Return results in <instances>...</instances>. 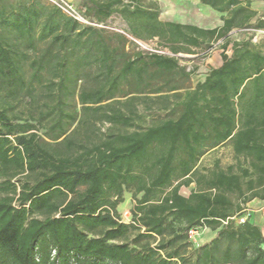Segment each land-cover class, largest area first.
Listing matches in <instances>:
<instances>
[{
	"label": "trees",
	"instance_id": "trees-1",
	"mask_svg": "<svg viewBox=\"0 0 264 264\" xmlns=\"http://www.w3.org/2000/svg\"><path fill=\"white\" fill-rule=\"evenodd\" d=\"M198 1L221 25L161 20L157 1L76 6L164 55L49 1L0 0V264H264L259 227L234 219L264 198V18L249 0ZM218 40L221 64L186 86L178 54ZM141 102L166 112L143 125ZM224 145L232 162L201 163ZM203 228L213 236L193 244Z\"/></svg>",
	"mask_w": 264,
	"mask_h": 264
},
{
	"label": "rangeland",
	"instance_id": "rangeland-1",
	"mask_svg": "<svg viewBox=\"0 0 264 264\" xmlns=\"http://www.w3.org/2000/svg\"><path fill=\"white\" fill-rule=\"evenodd\" d=\"M48 2L47 0H45ZM73 3L71 0H67ZM143 4H147L149 1H157L159 5V18L161 20L177 21L181 23H190L199 27L210 28L221 25L220 13L210 9L209 7L202 5L198 0H141ZM50 3V2H48ZM75 5V4H74ZM109 24L117 29H127L125 22L117 15L112 16L109 19ZM113 33V31H112ZM109 32V34H112ZM116 33V32H114ZM230 38L236 39L239 37L238 30L233 29L230 33ZM254 42L264 52V34L256 33L254 36ZM156 42V43H155ZM152 44H156L161 51L166 55H170V51L166 46L161 44L158 39H154ZM221 41H214L212 46L206 50H194L191 54L180 53L179 64L186 67L192 74L190 80L186 86L192 87L194 84L202 80L205 74L210 68L217 67L221 64L220 58V47ZM126 49L130 53L137 51L133 45L126 43ZM227 53H230L228 48ZM147 54V53H143ZM153 97V95H151ZM149 107L146 108L143 102L139 103L138 109L144 115L143 125H148L157 115H163L166 111L159 110L157 104L149 102ZM105 127H103L104 129ZM218 158L222 165H226L232 162V152L229 145H224L216 150L211 151L203 157L201 163L203 165H211L212 161ZM192 187V186H191ZM180 192L183 195H187L189 192L188 187H182ZM132 206V200L129 193L124 194V201L119 204L118 211L120 212L123 219L127 220L130 216L129 209ZM213 234L208 228L199 230L196 235V244L203 243L210 238Z\"/></svg>",
	"mask_w": 264,
	"mask_h": 264
},
{
	"label": "built area",
	"instance_id": "built-area-1",
	"mask_svg": "<svg viewBox=\"0 0 264 264\" xmlns=\"http://www.w3.org/2000/svg\"><path fill=\"white\" fill-rule=\"evenodd\" d=\"M51 4L57 6L58 8L61 9V11H63L66 15H68L69 17L73 18L74 20L78 21L81 24L84 25H91V26H95L98 28H102V29H106V30H110L116 33H120L123 36L126 37L128 43H130L131 45H133L135 47V49L137 51H141V52H145V53H157V54H164L163 51H161L160 49H158L159 47L156 44H152L153 40H141L138 39L134 36H132L127 29H117L115 27L110 26L109 24V20L105 23H98L95 21H91L89 20L87 17H85L84 15H82L80 13V11L77 9V7L67 1V0H48ZM256 33H261L264 34V30H258ZM253 40H255V37L253 38ZM156 43V42H155ZM166 55V54H164ZM170 55H172L170 53ZM247 212L244 209V212L242 215L235 217V221H237L238 223H243L246 220V216H247ZM199 233V230H195V229H191L188 232V239L193 243L196 244V235Z\"/></svg>",
	"mask_w": 264,
	"mask_h": 264
},
{
	"label": "crops",
	"instance_id": "crops-1",
	"mask_svg": "<svg viewBox=\"0 0 264 264\" xmlns=\"http://www.w3.org/2000/svg\"><path fill=\"white\" fill-rule=\"evenodd\" d=\"M71 1L73 2V4H75V6H77L80 0H71ZM249 1H250V8L256 12V16H260L264 18V0H249ZM245 210L248 214L246 216V220L259 227L262 236L264 237V198H257V197L253 198L251 201H249L246 204ZM213 234L210 236V238L213 236Z\"/></svg>",
	"mask_w": 264,
	"mask_h": 264
}]
</instances>
